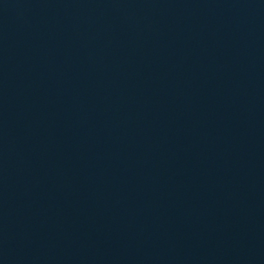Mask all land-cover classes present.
<instances>
[{
	"label": "water",
	"instance_id": "obj_1",
	"mask_svg": "<svg viewBox=\"0 0 264 264\" xmlns=\"http://www.w3.org/2000/svg\"><path fill=\"white\" fill-rule=\"evenodd\" d=\"M0 264H264V0H0Z\"/></svg>",
	"mask_w": 264,
	"mask_h": 264
}]
</instances>
